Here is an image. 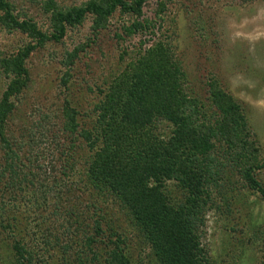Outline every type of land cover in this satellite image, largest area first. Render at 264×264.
<instances>
[{"label":"rangeland","instance_id":"rangeland-1","mask_svg":"<svg viewBox=\"0 0 264 264\" xmlns=\"http://www.w3.org/2000/svg\"><path fill=\"white\" fill-rule=\"evenodd\" d=\"M8 1L14 16L35 23L44 35L38 40L0 23V60L3 55L30 47L24 59L27 79L11 95L13 110L4 122V132L0 133V137L7 139L0 140V155L13 150L25 158L31 157L34 164L30 174L44 179L50 168L57 175L73 161L77 175L73 181L79 180L83 190L85 185L86 189H96L83 163L85 144L71 132L93 128L96 117L93 109L101 92L137 53L153 45L165 46L183 71L182 89L203 116L199 122L204 118L203 123L216 125L221 117L219 102L211 94L212 87L223 89L238 102L246 121L244 140L256 148L255 164L264 160V0H145L139 13L129 9L123 12L118 7L100 27H95L96 14L88 11L80 23L66 25L64 34L57 38L51 36L58 33L53 27L51 9L46 8L48 0ZM53 1L58 9L66 10L89 0ZM128 2L132 4L133 0ZM138 22L142 24L140 27L134 25ZM12 78L0 67V101ZM70 114L76 120L75 130L68 126ZM171 127L165 118L159 117L155 133L165 136ZM69 138L78 140L73 144L76 147L72 146L74 159H60L58 147H66ZM214 140L211 153L214 181L205 207L193 222L196 240L204 250L206 264H264V197L243 174L246 157L242 146L236 143V148L230 151L221 137ZM248 154L251 156L249 151ZM252 173L264 188V167H255ZM40 183L38 180L37 185ZM166 184L171 202L184 200L180 187L173 182ZM57 191L62 194L59 199L62 208L46 219L55 231L59 230L63 243L73 240L68 251L75 256L77 247L71 236L74 233L80 239L82 225L76 226L79 217H68L63 207L68 204L62 201L64 188L58 187ZM78 192L84 193L79 189ZM35 196L36 192L27 187L9 197L14 206L15 225H0V264H19L12 247L13 237L30 244L38 238L37 226L46 210L42 206L35 214L32 204ZM92 197L106 218L102 222L104 229L94 235L96 243L83 250L88 258L96 256L95 262L107 264L108 247L104 248V241L110 234L108 228L114 225L122 234L121 248L131 264H160L141 235L131 230L126 216L116 209V201L108 192L96 189ZM70 200L79 211L85 208L76 198ZM29 209L31 212L27 213ZM4 215L8 220L12 217L8 211ZM51 255L49 262L60 259L57 251Z\"/></svg>","mask_w":264,"mask_h":264},{"label":"trees","instance_id":"trees-1","mask_svg":"<svg viewBox=\"0 0 264 264\" xmlns=\"http://www.w3.org/2000/svg\"><path fill=\"white\" fill-rule=\"evenodd\" d=\"M144 1L133 0L131 4L128 0H89L78 7L60 10L53 0H48L46 8L51 9L53 27L58 33H52L51 36L61 37L66 25L80 23L88 11L96 14L95 27H100L116 8H121L123 12L129 9L137 14ZM0 23L29 33L38 40L44 37L35 23L12 14L8 0H0ZM134 25L140 27L142 24L138 22ZM29 51V46L18 49L3 55L0 60V67L13 77L0 101V133L4 132V122L13 110L11 95L27 79L24 59ZM136 55L101 92L102 96L93 109L96 113L93 128H82L71 134L85 144L87 151L83 163L90 182L98 191H106L113 197L116 209L126 216L131 230L141 235L160 264H206L204 250L196 240L193 222L198 212L205 207L206 197L213 185L211 153L215 148L214 139L221 137L230 151L236 148V143L242 146V153L246 157L243 174L250 181L251 187L263 197L264 188L252 172L255 167L263 168L264 160L255 164L256 148L244 140V114L230 94L212 87L211 94L219 102L221 117L216 125L203 123L204 118L203 122H199V117L203 116H200L192 98H188L182 89L183 71L165 46L153 45ZM159 117L165 118L172 126L165 136L155 133ZM67 122L71 130L76 129L73 114L69 115ZM77 139L69 138L66 147L59 145L60 159H74L76 146L73 144ZM0 140L7 139L1 136ZM2 156L0 225H15L14 206L10 204L9 197L17 190L31 187L36 192L32 202L35 214L42 206L46 210L40 216L38 238L34 244L21 243L19 239L12 238L16 261L19 264H101L95 262L96 256L88 258L83 250L96 243L97 237L94 235L102 227L104 229L102 222L106 216L100 214L93 200L92 192L96 189H86L85 185L83 190L82 185H78L79 180H74V183L73 179L77 175L73 161L69 167L61 168L57 175L52 173L54 168H50L49 175L40 179L30 174L34 164L31 157L25 158L13 150L6 151ZM38 180L41 183L37 185ZM168 182L175 183L184 191L183 201L171 202L166 184ZM58 187L64 188L65 198L62 201L68 203L63 205L68 217L78 216L79 221H82H75L78 224L76 226L82 225L80 239L74 233L71 236L76 242L75 256L68 251L73 240H65L63 243L59 230L55 231L46 219L47 216H55L56 211L62 208V203H59L62 194L57 191ZM78 189L85 194L78 192ZM38 191L41 192L40 196L37 195ZM72 198L83 202L85 208L80 210L82 212L78 206L75 207L78 210L74 208L70 200ZM40 199L41 202L38 201ZM6 211L12 216L10 220L4 218ZM26 212H31V209ZM108 230L110 234L104 241V248L108 247V257L105 258L107 264H131L129 256L121 248L123 239L118 228L110 225ZM53 251L58 252L60 259L49 262Z\"/></svg>","mask_w":264,"mask_h":264}]
</instances>
